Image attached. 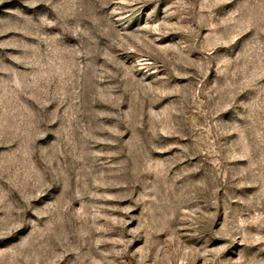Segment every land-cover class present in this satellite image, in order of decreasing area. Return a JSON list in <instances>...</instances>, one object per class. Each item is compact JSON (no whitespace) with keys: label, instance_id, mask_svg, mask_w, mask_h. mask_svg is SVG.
<instances>
[{"label":"rangeland","instance_id":"obj_1","mask_svg":"<svg viewBox=\"0 0 264 264\" xmlns=\"http://www.w3.org/2000/svg\"><path fill=\"white\" fill-rule=\"evenodd\" d=\"M0 264H264V0H0Z\"/></svg>","mask_w":264,"mask_h":264}]
</instances>
